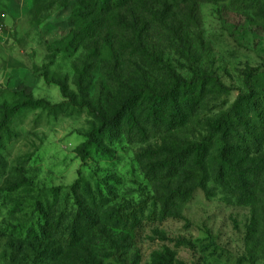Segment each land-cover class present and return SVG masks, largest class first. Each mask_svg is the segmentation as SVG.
<instances>
[{
    "label": "rangeland",
    "instance_id": "obj_1",
    "mask_svg": "<svg viewBox=\"0 0 264 264\" xmlns=\"http://www.w3.org/2000/svg\"><path fill=\"white\" fill-rule=\"evenodd\" d=\"M85 2L0 0V264H264V141L232 158L237 187L215 181L212 141L206 187L175 217L157 200L168 180L151 181L239 95L264 94V0H129L94 29L77 19ZM193 76L228 90L211 89L182 128L117 129L82 159L89 133L135 90ZM77 185L106 219L98 232H73ZM131 215L127 229L119 217Z\"/></svg>",
    "mask_w": 264,
    "mask_h": 264
},
{
    "label": "trees",
    "instance_id": "obj_2",
    "mask_svg": "<svg viewBox=\"0 0 264 264\" xmlns=\"http://www.w3.org/2000/svg\"><path fill=\"white\" fill-rule=\"evenodd\" d=\"M128 1L88 0V8H83L86 9V12H79L77 19L84 21L91 17L92 24H89L88 27L94 29L93 26H95L99 14H110L122 9L128 5ZM78 3L87 2L76 0V5ZM211 89L218 93H226L228 90L219 80L208 76H193L190 80L179 78L164 90H155L149 87L135 90L114 109L111 116L101 118L100 126L89 133L88 140L82 147V159L87 158L90 147L96 145L99 140L110 138L117 132V129H123L133 135H146L148 129L156 130L159 127H164L167 131L172 132L188 125L202 100L210 95ZM17 111L18 108H15L11 113ZM263 121L264 94L259 93L258 90H251L248 94L239 95L233 107L210 123L207 138L201 142L190 144L182 151H170L163 163H160L157 171L153 170L155 175L151 178L155 185L166 182L165 179L168 180L164 190L159 187L157 192L159 195L158 205L161 207L162 214L166 217H175L177 209L185 205L196 188L204 189L206 187L203 184V177H207L209 172L199 166L209 157L210 148L208 146L214 140L220 141L221 145L219 169L215 173V181L224 187H228L229 183L235 187L244 185L245 182L242 184L241 176H238L239 171L234 169L232 158L239 153H253L254 148L262 149L263 132L259 128L256 129V126H264ZM192 160L198 161L195 171H192V167H190ZM230 180L234 182H230ZM184 184H188L190 188L186 190ZM73 189L75 203L78 207L77 217L73 223V232L79 235L85 234L87 231L98 232V228L106 220L105 217L90 209V204L82 197L79 185L74 186ZM119 221L128 229L132 222V215L130 217L121 216ZM44 232L48 231L43 229L44 237L48 238L49 235Z\"/></svg>",
    "mask_w": 264,
    "mask_h": 264
},
{
    "label": "built area",
    "instance_id": "obj_3",
    "mask_svg": "<svg viewBox=\"0 0 264 264\" xmlns=\"http://www.w3.org/2000/svg\"><path fill=\"white\" fill-rule=\"evenodd\" d=\"M2 30V27H0V31Z\"/></svg>",
    "mask_w": 264,
    "mask_h": 264
}]
</instances>
